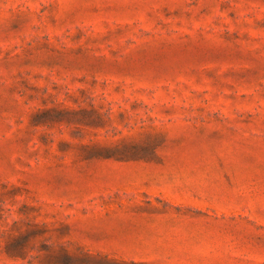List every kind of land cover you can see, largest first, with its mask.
<instances>
[{"label":"rangeland","instance_id":"374dc122","mask_svg":"<svg viewBox=\"0 0 264 264\" xmlns=\"http://www.w3.org/2000/svg\"><path fill=\"white\" fill-rule=\"evenodd\" d=\"M0 264H264V0H0Z\"/></svg>","mask_w":264,"mask_h":264}]
</instances>
